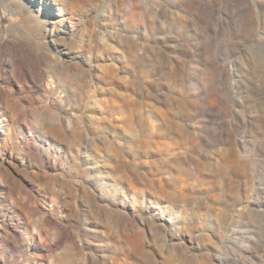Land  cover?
I'll return each mask as SVG.
<instances>
[{
  "label": "rangeland",
  "instance_id": "374dc122",
  "mask_svg": "<svg viewBox=\"0 0 264 264\" xmlns=\"http://www.w3.org/2000/svg\"><path fill=\"white\" fill-rule=\"evenodd\" d=\"M57 9L63 23L39 42L7 28L44 77L0 81L14 195L37 171L26 144L55 165H36L39 182L65 204L78 264H264V0Z\"/></svg>",
  "mask_w": 264,
  "mask_h": 264
},
{
  "label": "bare ground",
  "instance_id": "6f19581e",
  "mask_svg": "<svg viewBox=\"0 0 264 264\" xmlns=\"http://www.w3.org/2000/svg\"><path fill=\"white\" fill-rule=\"evenodd\" d=\"M57 2L58 0H0L1 82L7 81L11 72L17 73L20 79L19 81L16 78L17 83L23 82L21 80L30 70L36 75L33 85L43 88L44 77L40 62L42 59L32 58L26 66V58H29L27 46L19 39L11 37L7 28H13L15 22L19 26H29L33 29V38L39 42V36L46 32L47 28L54 29L64 21L58 9L57 12L54 10ZM43 25L44 27H41ZM63 54L70 58L68 53ZM61 73L64 72H60L57 67L51 70L54 82L62 81ZM66 74L64 75L70 82L69 73ZM46 101L52 104L53 98L48 96ZM5 114L6 110L0 105V116ZM25 147L27 152L24 155L33 162L31 169L37 171L32 179L26 180V184L22 182L24 185H20V189L23 193L19 197L14 195L12 185L5 175H2L9 168L14 167L17 170L15 166H18V163H15L11 156H6L0 162V264H6L5 259L8 256L12 257V264H78V244L73 239L62 211L65 204H60L62 201H54L52 194L47 196L42 183L39 182L43 171L38 170L36 165L42 168L55 165L44 159L39 160V155L31 147L26 144ZM22 242L26 245L24 250ZM63 244L68 245V249L66 254L59 257L57 249Z\"/></svg>",
  "mask_w": 264,
  "mask_h": 264
}]
</instances>
